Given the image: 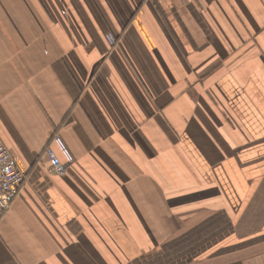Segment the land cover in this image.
Listing matches in <instances>:
<instances>
[{
    "label": "crops",
    "instance_id": "0c3cea01",
    "mask_svg": "<svg viewBox=\"0 0 264 264\" xmlns=\"http://www.w3.org/2000/svg\"><path fill=\"white\" fill-rule=\"evenodd\" d=\"M0 143V264H264V0H0Z\"/></svg>",
    "mask_w": 264,
    "mask_h": 264
},
{
    "label": "built area",
    "instance_id": "2783aa9c",
    "mask_svg": "<svg viewBox=\"0 0 264 264\" xmlns=\"http://www.w3.org/2000/svg\"><path fill=\"white\" fill-rule=\"evenodd\" d=\"M106 40L110 45L115 44L112 34H106ZM56 141L57 138L55 139ZM65 163L72 161L71 154L60 144ZM48 156L51 158V165L48 171L52 174L63 175L66 167L65 163L56 160L50 152ZM25 179V173L18 167V163L13 154L0 143V219L9 209L11 202L17 196L22 183Z\"/></svg>",
    "mask_w": 264,
    "mask_h": 264
}]
</instances>
